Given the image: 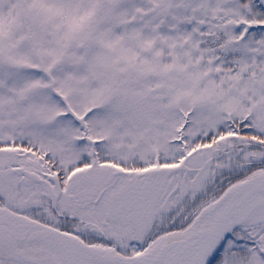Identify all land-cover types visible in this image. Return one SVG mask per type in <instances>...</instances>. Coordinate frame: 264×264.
<instances>
[{
  "label": "snow or ice",
  "instance_id": "obj_1",
  "mask_svg": "<svg viewBox=\"0 0 264 264\" xmlns=\"http://www.w3.org/2000/svg\"><path fill=\"white\" fill-rule=\"evenodd\" d=\"M0 264H264V0H0Z\"/></svg>",
  "mask_w": 264,
  "mask_h": 264
}]
</instances>
